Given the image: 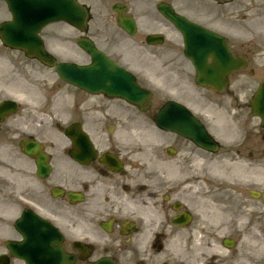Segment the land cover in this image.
Masks as SVG:
<instances>
[{
	"label": "flooded vegetation",
	"instance_id": "obj_1",
	"mask_svg": "<svg viewBox=\"0 0 264 264\" xmlns=\"http://www.w3.org/2000/svg\"><path fill=\"white\" fill-rule=\"evenodd\" d=\"M139 10L151 15L149 0L142 1ZM6 14L5 0H0V20ZM162 26L157 24V27ZM178 42L180 44L177 35L165 44L179 50L177 57L172 58L171 75L180 82V91H174L173 99L191 109L196 117L199 115L198 119L209 132L217 133L218 128L213 125L211 129L204 117L208 118L211 112L216 117L221 109L220 98H230L231 92L189 95L185 84L194 82V73L191 68L184 70L176 62L182 57ZM147 48L157 49L146 46L142 35L137 36L131 46V50L139 55L146 54ZM112 49L117 51H106L115 59L108 56L121 64L120 54L124 55V52L115 47ZM236 51L233 50L234 54ZM149 54L162 60L164 57L156 50ZM144 63L140 60L135 65L143 67ZM11 68L13 72H19L16 66ZM257 84L254 80L251 93ZM9 99L0 92V105ZM249 99L248 95L244 99V110L242 103L238 108L247 112L239 123L233 151L240 163L238 181L232 183L235 187L230 188L224 200L211 198L210 150L154 124V118L166 100L151 102L150 108L143 113L123 102L94 100V120L90 124L94 159L88 167L73 162L70 157L72 145L60 134L78 120L48 118L44 108L41 112L47 122L34 123L30 117L34 111L29 107L24 111L18 104L10 117L4 110L0 111V264H25L9 255L6 241L2 240V235L10 234L12 241H21L15 229V223L27 210L21 202L27 203L33 208L31 211L54 224L62 233V248L76 256L75 264H86L87 261L95 264L104 259L114 264H166L162 257L169 245L175 250L182 242L191 248L195 239H200L199 243L204 238L242 237L244 225L258 221L255 218L258 210L264 211V125L260 118L250 125ZM49 104L42 103L44 106ZM25 114L27 118L18 126L17 121ZM222 115L227 114L222 112ZM239 116L243 118L241 114ZM40 158H46L49 172L45 176L39 171ZM62 190L81 193L83 200L75 202L65 195L60 196ZM252 190L261 192L262 197L252 200ZM86 193L91 197L88 198ZM216 211L219 213L214 214ZM254 231L263 236L264 226L260 225V229ZM75 234L87 238L86 246L74 250V240L70 238ZM256 243L262 244L260 240ZM200 248L204 253L189 254L192 264L198 258L199 264H242L244 260L243 252H236L240 247L226 252L215 241L213 245L209 243ZM92 255L94 258L90 259ZM253 258V264H258L257 259L264 264L257 255Z\"/></svg>",
	"mask_w": 264,
	"mask_h": 264
},
{
	"label": "rangeland",
	"instance_id": "obj_2",
	"mask_svg": "<svg viewBox=\"0 0 264 264\" xmlns=\"http://www.w3.org/2000/svg\"><path fill=\"white\" fill-rule=\"evenodd\" d=\"M254 8L252 7V9L250 7H247V11H243L242 15L244 17H246V19L242 22V30L245 33L243 34V38L246 37H254L258 40H262L264 37V16L260 17L257 22H252L253 21V17H252V12H253ZM260 30H258V29ZM254 29V30H252ZM71 38H74V36H70V40ZM70 45V44H69ZM70 53L69 55H74L77 61L80 62H84L86 61L85 57H83L82 55H80L79 53H77L76 51L73 50V48H69ZM51 80L56 81L55 77L52 75ZM82 101H89L88 99H86L84 96L82 98Z\"/></svg>",
	"mask_w": 264,
	"mask_h": 264
},
{
	"label": "water",
	"instance_id": "obj_3",
	"mask_svg": "<svg viewBox=\"0 0 264 264\" xmlns=\"http://www.w3.org/2000/svg\"><path fill=\"white\" fill-rule=\"evenodd\" d=\"M55 1H58V0H54ZM60 4L58 5H55V4H50V10L51 11H57V7H59ZM181 25V23H180ZM88 48V51L91 53V56H92V59H94V51L89 47L87 46ZM59 68V67H58ZM70 73H72L71 75V78H78L77 75H75V73H73V70H69ZM60 74H62V78L64 79H67V80H70V82L82 87V88H86V89H89L91 91H94V66H91L89 67L84 73H82V75H84L83 78H78L77 80H74V79H70L69 78V75L68 74H65V73H61L60 71Z\"/></svg>",
	"mask_w": 264,
	"mask_h": 264
},
{
	"label": "bare ground",
	"instance_id": "obj_4",
	"mask_svg": "<svg viewBox=\"0 0 264 264\" xmlns=\"http://www.w3.org/2000/svg\"><path fill=\"white\" fill-rule=\"evenodd\" d=\"M234 170L231 168H224V169H220V168H213L211 169V174L216 175V176H221V175H225V174H229L230 172H233Z\"/></svg>",
	"mask_w": 264,
	"mask_h": 264
}]
</instances>
